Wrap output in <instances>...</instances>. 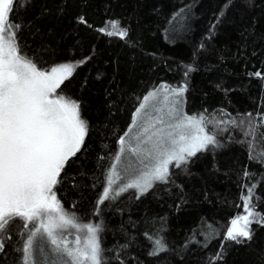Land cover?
I'll list each match as a JSON object with an SVG mask.
<instances>
[{
  "label": "trees",
  "instance_id": "trees-1",
  "mask_svg": "<svg viewBox=\"0 0 264 264\" xmlns=\"http://www.w3.org/2000/svg\"><path fill=\"white\" fill-rule=\"evenodd\" d=\"M81 16L92 27L79 23ZM11 19L23 26L20 45L41 68L91 57L61 86L80 102L89 134L54 190L80 221L102 227L109 264H210L221 245L216 264H264V227L252 225L250 242L224 240L241 211L242 185L257 183V211L264 213V165L249 160L250 150L264 159V129L246 135L264 114V81L249 75L264 73V0H31L17 4ZM111 20L128 29L127 38L97 31ZM183 83L185 112L210 119L222 146L172 169L168 184L139 199L127 191L105 200L97 214L106 168L141 99L158 85ZM19 231L16 221L0 264L21 263ZM149 235L163 237L167 251L149 255Z\"/></svg>",
  "mask_w": 264,
  "mask_h": 264
},
{
  "label": "snow or ice",
  "instance_id": "snow-or-ice-1",
  "mask_svg": "<svg viewBox=\"0 0 264 264\" xmlns=\"http://www.w3.org/2000/svg\"><path fill=\"white\" fill-rule=\"evenodd\" d=\"M28 3L31 0H0V259H7L11 228L20 221L21 227L28 229L18 233L26 236L22 247L15 248L22 253L21 264H109L99 235L102 227L78 223L63 209L54 190L63 181L61 173L68 161L81 151L89 134L80 102L64 95L61 86L91 57L41 68L20 45L23 26L11 19L17 4L26 7ZM247 3L251 5L252 0ZM78 22L92 27L82 16ZM97 31L120 39L128 36V29L121 28L118 20L106 22ZM193 70L188 67V72ZM249 75L264 81L259 70ZM187 91V83L177 87L161 84L143 96L131 124L118 139L119 151L109 166L97 214L110 194L115 199L133 189L139 199L157 183L168 184L173 168L187 166L198 153L222 146L207 130L203 114L197 117L184 111ZM256 115L258 124L250 121L246 132L253 138L257 128L264 129V114ZM259 135L264 139V130ZM260 156L264 157V151ZM249 160L264 165V159L251 150ZM243 175L247 180L251 174L245 168ZM256 187L257 183L242 185L244 211L230 220L224 240L250 242L252 225L264 227V213L257 211L255 202ZM71 230L86 235L82 239L77 234L74 241H68L65 233ZM149 239L153 244L149 255L167 251L163 237L149 235ZM223 254L221 245L210 264L222 260ZM115 256L119 258V251Z\"/></svg>",
  "mask_w": 264,
  "mask_h": 264
},
{
  "label": "rangeland",
  "instance_id": "rangeland-1",
  "mask_svg": "<svg viewBox=\"0 0 264 264\" xmlns=\"http://www.w3.org/2000/svg\"><path fill=\"white\" fill-rule=\"evenodd\" d=\"M57 65H58V64H57ZM53 66H54V65H53ZM50 67H51V66H50ZM50 67L43 68V69H49ZM180 85H181V84H180ZM180 85H175V86H172V87H177V86H180ZM159 86H160V85L154 87L153 89L158 88ZM153 89H151L150 91H152ZM57 91H58V90H57ZM150 91H149V92H150ZM58 92H59V91H58ZM149 92H148V93H149ZM145 95H146V94H145ZM183 108H184V105H183ZM184 111H185V110H184ZM187 114H188V113H187ZM200 114H202V113L188 114V115H192V116H197V117H199ZM205 117H206V116H205ZM131 122H132V119H131ZM212 123H213V122H212ZM130 124H131V123H130ZM205 126H206L207 130H208L211 134L215 135V137H216V139H217V134L215 133V131H214L213 129L209 128L210 126H212V124H211L210 119H208L207 117H206V120H205ZM217 140H218V139H217ZM118 151H119V146H118V148H117V151H116L115 155L118 153ZM115 155H114V157H115ZM114 157L112 158L111 162L109 163L108 167L106 168V171H105V178H104V179H105L104 187L106 186V178H107V176H108V174H109V166L114 162ZM173 169H174V168H173ZM123 182H124V181H120L119 183H123ZM118 186H119V184L114 185V187H118ZM104 187H103V189H104ZM103 189H102V192H103ZM128 191H133V192H135V193L137 194V191H136V190L130 189V190H128ZM102 192H101L99 198L101 197ZM110 199H112V198H111V194H110ZM62 207H63V206H62ZM63 209L69 214V216H74L75 219L77 220V222L80 223L81 225H82V224H85V223H91V224H93L92 222H82V221H80V220L78 219V217L76 216L75 213H73V212H71V211L65 209L64 207H63ZM243 211H244V210H243V203H242L241 211H240L239 214H243ZM18 223H19V225H20V231H19V232L27 233L28 229H23V228L21 227V222H20V221H18ZM94 225H97V224H94ZM36 226L38 227L39 225L37 224ZM77 234H79V235L81 236L82 239H83V237L86 235V233H84V232L76 233L74 230L67 231V232L65 233L66 238H67L68 241H74L75 238H76V235H77ZM19 237H20L21 242H22V244H21V247H22V245H23V240H24V238H26V236H25V237H21V236L19 235ZM20 264H21V263H20Z\"/></svg>",
  "mask_w": 264,
  "mask_h": 264
},
{
  "label": "water",
  "instance_id": "water-1",
  "mask_svg": "<svg viewBox=\"0 0 264 264\" xmlns=\"http://www.w3.org/2000/svg\"><path fill=\"white\" fill-rule=\"evenodd\" d=\"M100 33H101V32H100ZM116 37L120 38L119 36H116Z\"/></svg>",
  "mask_w": 264,
  "mask_h": 264
}]
</instances>
